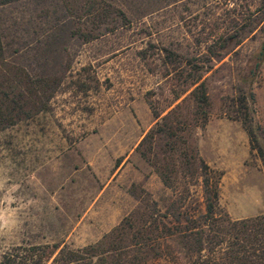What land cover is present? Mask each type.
<instances>
[{
	"label": "rangeland",
	"instance_id": "374dc122",
	"mask_svg": "<svg viewBox=\"0 0 264 264\" xmlns=\"http://www.w3.org/2000/svg\"><path fill=\"white\" fill-rule=\"evenodd\" d=\"M263 41L264 0H0V262L102 240L122 264H193L179 233L153 232V218L173 228V213L205 211L186 145L221 173L218 215L264 214V166L228 114L252 90L264 147ZM174 110V149L162 134L139 145ZM225 248L206 245L204 264L226 262Z\"/></svg>",
	"mask_w": 264,
	"mask_h": 264
},
{
	"label": "trees",
	"instance_id": "16d2710c",
	"mask_svg": "<svg viewBox=\"0 0 264 264\" xmlns=\"http://www.w3.org/2000/svg\"><path fill=\"white\" fill-rule=\"evenodd\" d=\"M164 52L167 57L168 54H173L166 49H164ZM260 54L261 58L255 63V70H259L264 61V41L261 45ZM200 78L199 75H196L188 82V84H196L192 95L197 107L201 109L200 116L195 119V125H203L206 122L207 113L205 108L209 106L205 85L203 81H200ZM175 93L177 94V92ZM253 103L254 93L252 90L248 93L241 92L232 99L231 106L233 110L228 114L229 117L241 122L248 135L251 149L255 150L264 166V147L259 140V131L261 132V130L255 122ZM175 113L174 110L163 116L161 122L156 123L153 130H150L143 137L139 145L146 139L162 134L170 141H167L166 144L169 145L171 152L175 147L177 135ZM141 154L148 159L146 153L142 152ZM181 154L183 156L182 163L188 173L193 176L198 172L201 177L205 211L197 218L188 214L173 213L172 216L177 221L173 228L153 218V232L159 231L161 233L165 229L167 234L179 233L186 253L195 257L193 264H204L201 252L206 245H209L211 251H214L216 247L225 242L226 248L223 258L226 259V262L222 264H264V214L232 221L222 218L216 211L221 173L219 174L210 168L190 145H186ZM173 169L174 167H170L168 162L159 169L161 180L168 187L172 186L168 174ZM163 217H166V215H163ZM181 219L184 220V223H180ZM158 224H161V227ZM122 226L123 222H120L111 233L115 231L118 233ZM159 236L158 234L157 237ZM110 246V249H105L101 240L78 249L62 247L55 253L58 248L57 245H52V249L48 245H35L29 246L25 255H19L20 253L17 250L20 248H16L15 252L3 256L0 264H23L25 262H28V264H46L49 260V264H122L120 254L115 257L106 254V252L118 248V244L115 242L111 243ZM215 260L212 259V264H220L218 260Z\"/></svg>",
	"mask_w": 264,
	"mask_h": 264
},
{
	"label": "crops",
	"instance_id": "0c3cea01",
	"mask_svg": "<svg viewBox=\"0 0 264 264\" xmlns=\"http://www.w3.org/2000/svg\"><path fill=\"white\" fill-rule=\"evenodd\" d=\"M263 71H264V63H263Z\"/></svg>",
	"mask_w": 264,
	"mask_h": 264
}]
</instances>
